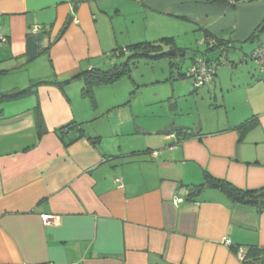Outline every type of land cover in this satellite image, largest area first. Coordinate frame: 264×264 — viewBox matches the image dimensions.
I'll return each mask as SVG.
<instances>
[{"label":"crops","instance_id":"1","mask_svg":"<svg viewBox=\"0 0 264 264\" xmlns=\"http://www.w3.org/2000/svg\"><path fill=\"white\" fill-rule=\"evenodd\" d=\"M263 20L264 0H0V93L29 89L0 100V264H243L239 248L264 249V208L208 186L185 196L205 172L264 186V71L250 59ZM171 23L206 48L230 45L198 92L215 117L147 130L102 108L97 86L95 106L81 96V72L109 68L115 49L178 46Z\"/></svg>","mask_w":264,"mask_h":264},{"label":"rangeland","instance_id":"2","mask_svg":"<svg viewBox=\"0 0 264 264\" xmlns=\"http://www.w3.org/2000/svg\"><path fill=\"white\" fill-rule=\"evenodd\" d=\"M171 24H174L173 30L177 32L175 42L178 46H187L186 54L171 55L173 49L166 48L160 52H169L159 57L114 56L113 60L118 63L129 60V68L117 80L97 86L102 108L107 102H115L120 109L125 107L123 109L126 111H132L135 121L147 130H157L171 124H190L199 116L204 120L215 117L217 111L209 108L206 95L198 94L203 86L194 90L191 77L186 75L191 53L206 50V45L194 41L189 31L190 23ZM216 54H220V60H224V51L207 50L204 56L212 58Z\"/></svg>","mask_w":264,"mask_h":264},{"label":"trees","instance_id":"3","mask_svg":"<svg viewBox=\"0 0 264 264\" xmlns=\"http://www.w3.org/2000/svg\"><path fill=\"white\" fill-rule=\"evenodd\" d=\"M263 30H264V20L262 21V23H260L256 31L261 32ZM214 41L215 42L213 43V47L206 48L204 52L195 50L194 51L195 54L192 58V63L197 57H202L208 62L217 61L218 58L217 60L215 59L212 60L208 57H205L204 56L205 52L207 50H212V48L214 49V47L220 49V46L222 45H224V49H220V51H226L230 47V45L225 42H218L215 39ZM164 46H168V48L173 49L171 51L172 52L171 55L186 54V49L176 46L174 43V39L172 37H164L153 42L151 41L135 42L126 47L115 49L114 54L117 53L116 55L118 57H126V56L159 57L163 55V53L160 51L164 50ZM158 51L159 53H156ZM222 61H227V60L225 59ZM217 62H221V61H217ZM128 68H129V60L126 59L125 61L120 63H118V61H113L111 66L107 69L91 68L89 70L82 71L79 76V78L82 81V87L80 90L81 96L88 98L92 103V105L95 106L96 102L94 96V88L98 85L111 83L117 80L118 78H120V76H122L128 71ZM58 85L61 86L62 84L59 83ZM28 92H29L28 88L8 90L0 93V100H10V99L23 97L27 95ZM34 116L37 127L40 129V131L43 130L42 117L40 110L38 109L37 106L34 108ZM249 124H251V122L244 121L238 126V128L243 130ZM77 125H79V123H72V125L68 124L62 128L66 130L68 129L75 130L77 128ZM179 131L182 132L180 129H178V131L176 130L173 133H175L178 136ZM79 134H80L79 136L83 135L82 129L79 130ZM182 134L184 136L187 135L186 131H183ZM205 186L220 190L232 203L255 206L258 209V211H262V209L264 208V186L258 188H241L224 178L214 177L211 174L205 172V181L199 185L189 187L187 194L188 197L197 194ZM241 260L243 264H264V249H260L258 247L247 248V250L244 252V257Z\"/></svg>","mask_w":264,"mask_h":264},{"label":"built area","instance_id":"4","mask_svg":"<svg viewBox=\"0 0 264 264\" xmlns=\"http://www.w3.org/2000/svg\"><path fill=\"white\" fill-rule=\"evenodd\" d=\"M75 21H77V20L75 19ZM4 40H5V37L3 35H0V42L4 41ZM210 42L214 43L215 41L212 40ZM220 49H224V45L220 46ZM250 59H251V61H253V63L256 65V67H258L259 70L264 71V46L259 45V46L255 47L250 54ZM223 64H229V63L227 61H221V62L211 61V62H208L202 57H197L193 61V63L191 64L186 75L191 77L193 86L195 88H199V87L205 85L210 80H212L214 75L216 74L217 69ZM167 137L176 138L177 135L175 133H169L167 135ZM174 145L175 144L172 143L169 145V147L173 148ZM150 153L152 155H156L159 153V151L158 150H152ZM116 181H120V179L116 178ZM187 194H188V189L186 190L185 196H188ZM182 200H183V197H177L175 199L176 202H180ZM55 219H56V217L51 216V215L44 216V220L47 223H54ZM225 242L228 243V240H226ZM238 255H239L240 259H242L244 257V251L242 250V248H239Z\"/></svg>","mask_w":264,"mask_h":264},{"label":"water","instance_id":"5","mask_svg":"<svg viewBox=\"0 0 264 264\" xmlns=\"http://www.w3.org/2000/svg\"><path fill=\"white\" fill-rule=\"evenodd\" d=\"M167 52H169V51H167ZM167 52H164L163 54H167ZM171 52V51H170Z\"/></svg>","mask_w":264,"mask_h":264}]
</instances>
